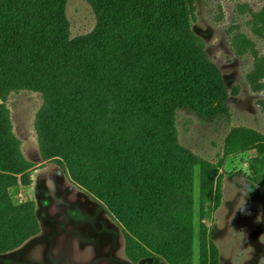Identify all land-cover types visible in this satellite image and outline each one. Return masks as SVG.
Segmentation results:
<instances>
[{
	"label": "trees",
	"instance_id": "obj_1",
	"mask_svg": "<svg viewBox=\"0 0 264 264\" xmlns=\"http://www.w3.org/2000/svg\"><path fill=\"white\" fill-rule=\"evenodd\" d=\"M66 1L0 0V254L40 232L34 203L12 197L30 187L35 165L23 156L5 105L11 93L33 91L43 101L34 122L40 159L56 162L106 206L126 230L128 256L194 264L195 170L200 219L217 208L220 176L178 145L174 118L186 105L212 106L217 89L174 55L177 0H86L96 26L74 40ZM183 33L206 60L201 40L189 27ZM216 109L226 112L221 101ZM164 117L168 138L154 135L153 123ZM256 149L250 183L264 187V144ZM208 257L201 234L199 264Z\"/></svg>",
	"mask_w": 264,
	"mask_h": 264
},
{
	"label": "rangeland",
	"instance_id": "obj_2",
	"mask_svg": "<svg viewBox=\"0 0 264 264\" xmlns=\"http://www.w3.org/2000/svg\"><path fill=\"white\" fill-rule=\"evenodd\" d=\"M177 3L174 31L179 40L174 55L217 89L212 106L194 110L186 105L174 118L178 145L216 167L220 176L217 208L210 205L200 219V168L195 170L194 264H199L201 234L207 241L208 264H264V187L250 183L251 161L259 157L257 146L264 144V0ZM65 17L71 40L96 26L94 9L86 0H67ZM185 27L201 40L206 60L185 41ZM219 101L226 112L217 111ZM42 103L41 94L33 91L13 92L5 103L21 152L35 165L30 187L14 189L12 197L17 205L34 203L40 232L0 254V264H165L153 255L131 259L126 230L106 206L76 186L56 162L40 159L34 122ZM153 124L154 135H172L165 117Z\"/></svg>",
	"mask_w": 264,
	"mask_h": 264
},
{
	"label": "crops",
	"instance_id": "obj_3",
	"mask_svg": "<svg viewBox=\"0 0 264 264\" xmlns=\"http://www.w3.org/2000/svg\"><path fill=\"white\" fill-rule=\"evenodd\" d=\"M83 194V193H82Z\"/></svg>",
	"mask_w": 264,
	"mask_h": 264
}]
</instances>
